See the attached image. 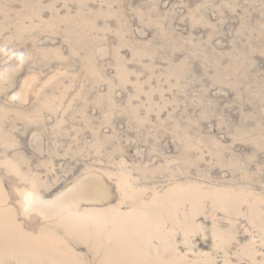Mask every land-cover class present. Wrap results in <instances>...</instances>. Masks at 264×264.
Masks as SVG:
<instances>
[{"label": "rangeland", "instance_id": "obj_1", "mask_svg": "<svg viewBox=\"0 0 264 264\" xmlns=\"http://www.w3.org/2000/svg\"><path fill=\"white\" fill-rule=\"evenodd\" d=\"M0 264H264V0H0Z\"/></svg>", "mask_w": 264, "mask_h": 264}]
</instances>
